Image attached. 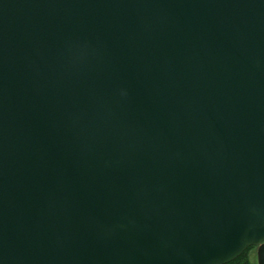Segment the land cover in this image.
Here are the masks:
<instances>
[{
    "label": "water",
    "instance_id": "1",
    "mask_svg": "<svg viewBox=\"0 0 264 264\" xmlns=\"http://www.w3.org/2000/svg\"><path fill=\"white\" fill-rule=\"evenodd\" d=\"M264 264V0H0V264Z\"/></svg>",
    "mask_w": 264,
    "mask_h": 264
},
{
    "label": "trees",
    "instance_id": "2",
    "mask_svg": "<svg viewBox=\"0 0 264 264\" xmlns=\"http://www.w3.org/2000/svg\"><path fill=\"white\" fill-rule=\"evenodd\" d=\"M252 249L253 247L248 248L242 255H240L238 258L227 264H252V262L249 259V252Z\"/></svg>",
    "mask_w": 264,
    "mask_h": 264
},
{
    "label": "rangeland",
    "instance_id": "3",
    "mask_svg": "<svg viewBox=\"0 0 264 264\" xmlns=\"http://www.w3.org/2000/svg\"><path fill=\"white\" fill-rule=\"evenodd\" d=\"M249 259L252 262V264H258L257 263V248H253L250 252H249Z\"/></svg>",
    "mask_w": 264,
    "mask_h": 264
}]
</instances>
